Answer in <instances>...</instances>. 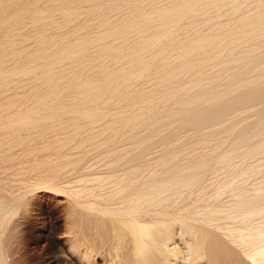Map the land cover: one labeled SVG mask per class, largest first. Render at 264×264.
<instances>
[{
	"label": "bare ground",
	"instance_id": "6f19581e",
	"mask_svg": "<svg viewBox=\"0 0 264 264\" xmlns=\"http://www.w3.org/2000/svg\"><path fill=\"white\" fill-rule=\"evenodd\" d=\"M191 30L194 32L189 33ZM251 102L256 107L264 102V0H0L1 152L9 151L11 147L24 141L28 140V143L33 135L35 137L44 131L67 128L70 132H77L85 124L91 128L99 126L97 129L102 131L99 135L106 133L107 136L102 141L100 137L104 136H99L100 145L128 128L134 132L131 135L135 136L134 140L131 139L133 146L142 143L145 145L146 141L151 142L156 138L168 140L167 137L172 136V133L175 136L169 137L172 141L169 140L171 142L168 143L172 146L160 151L154 161L148 164L150 167L146 165L149 168L147 173H161V176L154 178L147 174L145 178H139L142 176H138L141 173H137L139 166L137 167L134 157L128 162L127 171L124 170L117 177H107L105 181L111 182L108 181L114 196L124 193L120 209L106 210V207L103 209L100 207L102 204L98 205L96 202L88 204L92 212H99L114 220H111L114 224L110 228L113 233L122 236L121 238L128 237L134 264H170V261L174 263L177 258L187 259L186 264H264V222L238 227L241 223L238 224L237 221V227H231L225 236L222 235L223 231L221 233L217 227L211 226L217 220L245 221L264 212L262 196L259 198L262 201L258 200L260 204L254 203L262 191L258 188L263 187H253H257L258 191L255 189L257 197L254 200L250 198L251 190L245 191L248 187L237 184V178L244 174V180L250 176L246 173L251 171L250 162L246 160L248 158L242 155H249L247 152H252L253 147V150L258 146L264 149V145L258 143L262 140L264 143V136H260L261 132L257 133L259 128L254 130L257 129L254 123L257 126L264 122L263 115L261 117L258 113V118L262 121L257 122L259 119L256 121L251 115L258 110L251 114L255 107L249 109L247 107L250 104H247L244 109L249 110L248 115L251 119L254 118V122L246 124L245 121L243 124L242 121L247 117L243 116L246 111L241 108L244 107L243 104ZM236 106L244 112L243 119L239 114L241 112L236 113L241 118L237 115L233 117L236 121L228 119V110L235 116ZM222 111H226V116H220ZM218 114L221 121L224 118L225 123L226 119L235 121H227L231 123L226 124V129L223 128L225 135H221L222 138L219 131L213 134L209 132L213 131L212 127L215 129ZM250 118L248 121H251ZM220 120L218 123L221 124ZM222 127L216 129L220 130ZM204 129L205 133L209 132L206 133L208 137L204 133L201 139L205 138L204 143L207 145L212 142V154L206 153V156L197 159L191 157L194 160L188 158L189 161L183 159V140H193L199 132L202 131L203 134ZM252 130L257 134L256 138ZM195 131L198 132L196 136ZM215 133L220 138L217 141L210 138V134L214 136ZM248 138L253 140L252 143L245 141L249 146L245 142L244 145L251 150L240 154L241 158L244 157L241 159L242 167L245 168L249 162V172L247 169L244 173L243 168H238L241 160H237L242 149L240 146ZM229 141L240 147L237 152L232 153H238V156L235 155L236 161L235 157L232 158L233 151L229 149L231 145H228L227 150L224 149ZM187 142L185 145L191 144V141ZM201 143L204 148L207 146ZM45 144L44 147H41L43 144L40 147L29 145L30 147L25 146L22 151L19 150L24 154L43 152L47 149ZM246 147L244 149L247 150ZM258 148L259 152L261 148ZM188 150L189 147L186 151ZM138 153L140 151L136 156ZM254 153L255 151L252 152ZM248 157L251 158V153ZM35 161L37 164L38 161ZM68 161L71 162L72 159ZM46 162L45 158H40L38 166L42 167ZM225 163L228 166L224 167ZM214 167L224 170H220L223 173L227 170L225 174L217 173L228 177L226 180L221 177L223 189L219 188V184L218 193L223 192L224 188L227 191L236 182L234 186L238 190H233L235 193L234 197L232 194V201L228 202L229 206L224 208L222 204H218L224 208L220 209L215 205H208L206 210L203 209L207 213L204 212V216L201 214L197 221H193L195 219L191 215L194 209L191 214L184 211L176 217L174 228L169 227L168 207L183 198L186 187L194 190L195 184H199L206 171L210 172L211 168V171H219ZM234 167L238 170L233 174ZM51 179L48 176L39 177L34 182L33 189L21 201L11 205L9 213L24 209L30 201L29 194L40 187L49 188L56 194H65L75 205L82 193L93 188L88 180L77 185L62 186ZM104 183L98 182L94 187L105 185ZM237 186L243 187L244 191ZM189 190L187 194L192 192ZM40 191L45 192L43 188ZM252 193L254 196V192ZM261 195L264 196V193ZM248 198L254 200V204ZM247 201L254 206L248 205ZM245 205L247 210L241 211L246 209ZM3 211L0 210V213ZM138 211L145 216H139ZM218 223L216 225H220ZM3 228L1 225L0 233ZM236 232L239 233L235 234ZM118 236L119 240H123ZM177 236L185 243L187 258L179 244L170 245L171 239ZM56 237L51 240L64 247L62 240ZM1 242L0 240V251L3 249ZM123 244L125 246L124 242ZM119 246L120 252L124 246ZM82 255L92 263L88 251ZM0 264H10V261H0Z\"/></svg>",
	"mask_w": 264,
	"mask_h": 264
},
{
	"label": "rangeland",
	"instance_id": "374dc122",
	"mask_svg": "<svg viewBox=\"0 0 264 264\" xmlns=\"http://www.w3.org/2000/svg\"><path fill=\"white\" fill-rule=\"evenodd\" d=\"M193 32H194V30H191L189 33H193ZM263 103L264 102L259 103V104L262 105ZM247 104H250V106H251V105H253V102L243 104L244 107L241 109L244 110V112L246 111L245 113L240 109V107H238V106H236L235 108L233 107L234 109H236L235 116H234V114L232 115V113H230L231 111L229 109L228 110L229 113H227V115L230 114L229 117L227 116L228 119H234L236 121V118H233V117H236V115H237L236 113H239V112L242 113V114L239 113L241 115V117H242L243 113H244L243 116L247 117V119H243V117L241 118L240 115L239 116L237 115L239 118H241V120L243 119L242 120L244 122L243 124H245V121H247L246 124L249 122L251 123L254 118L256 120L258 117L260 118L261 115H263V118H264V114H262V113H264V104L262 105L263 107L260 106L259 104H257V107L253 105V106H251V108ZM254 104H256V103H254ZM245 106L249 109H253V107H255V110H252V111L250 110L251 114H252V112L258 110V112L253 113L251 115L254 117V118L252 117L253 119H251L248 115L249 110L244 109ZM234 109H232V110H234ZM225 112L226 111L220 112L219 113V114H221L220 116H226ZM222 113H225V114H222ZM258 113L260 116L258 115ZM219 114L217 116L219 118H216L217 124H216L215 129L223 126L222 129H220V130L216 129L215 130L212 127L211 129L213 131H209L210 129L207 128V126H206V128H207L206 130L209 132H212V134L214 132L218 133L217 131H219L221 134L220 135L218 134V135L220 136V138H222L221 135L224 134L223 128L228 126V125L226 126V124L230 125L231 122L227 123V121H232V120L226 119V123H225V120L223 117H221V119L223 118L222 121L220 120ZM255 114H257V117L255 116ZM248 117L251 119V121L250 120L248 121V119H249ZM239 118H237V119H239ZM218 119L221 121V124L218 123V121H219ZM234 120L232 122H235ZM223 121H224V125H222ZM260 121H262V120L259 119L257 122H260ZM255 124L256 123H254V126L257 127V129H254V128L253 129L255 131H257L259 128V131H257V133L259 134V132H261L260 136H261V134L264 136V122L262 121V125H261V123L257 124V126ZM217 125H219V127ZM258 125H261V126L258 127ZM97 127H99V126H96V127L94 126V127H92L94 129H92L90 127V125L88 126V124L87 125L85 124L82 127L83 130L77 129V132H74L75 131L74 129H73L74 131L70 132V129H67V128L56 129L57 131L56 130H50L51 132L50 131H44V132L39 133L37 135L35 134L36 135L35 137L33 135L32 139H31L32 141L29 139L28 143H26L28 141L27 140V141H24L23 143H21L20 145L19 144L15 145V147L14 148L11 147L9 149V151L5 150L4 152H6V153L0 151L1 152L0 153V210L1 211L4 210L2 212V214L0 213V226L1 225L4 226V228L2 229V231L0 233V240L2 241L1 243H3V245H2L3 249L2 250L5 249V251H2V250L0 251V254L2 253L0 256V261L4 262L5 260H9L10 264L11 263L12 264H134L133 259L130 255V251H129L130 247H129L128 237L125 238L123 236V238H121L122 236H118L116 233H113L112 229H110V228L113 227L114 223L112 221H114V220L111 217L108 218L107 216L105 217V216L99 214V212L98 213L92 212L89 209L91 206H88V204H90V203L93 204L96 202L98 205L102 204V205H100L101 208L104 209V207H106L105 208L106 210H112V209L118 210V209H120L123 206V200L122 199L125 197L124 193H122V194L117 193L118 197L114 196V193H112V191H113L112 186L110 187L111 184H109L111 182L109 180H108L109 183H108V181L107 182L105 181L107 179V177L108 178L117 177V176H120L122 173H124V170L127 171L126 168L129 167L128 162L131 160V158H134V157L136 159L135 162H136L137 167L139 166L137 168V171H138L137 173L142 174V175L137 174L138 176H142L139 178H145L147 176V174L152 175L150 172L147 173V171H149V168L147 166H149V167L151 166L148 164H150L154 161L155 157H157V155L159 154L160 151H162L163 149L165 150V147H166V149L168 148L169 143L172 141L171 138H173V137L175 138V136H173V133H172L173 137L169 135V137H171V138L167 137L168 140L161 139V138H156V139L154 138L155 140H152L151 142L146 141L145 145H144V143H142L141 145L139 144L140 147H139V145L133 146L131 139L134 140L133 138L135 136L131 137V135H134L133 134L134 132L132 131V129H131V131L128 130L129 129L128 128V129H125L124 131L120 132L121 134L120 133H118V135L116 134L117 135L116 138H115V136H116L115 135L114 137H112V139L111 138L108 139L107 143H103V144L101 143V145H100V140L102 141L103 138H105V136H107V135H105L106 133L103 135H99L101 129H99L100 127L97 129ZM90 129H92V130L90 131ZM224 129H226V128H224ZM178 130H176V131H178ZM254 130H252L253 133L255 132ZM207 131H206V133H209ZM222 131H223V133H222ZM45 132H46V135H45ZM195 133H196V131H195ZM195 133H194V135L196 136L198 132L196 134ZM204 133H205V129L203 131V134H202V131L198 133L197 136H200V138H199L200 140L197 139L198 138L197 136L194 137V139L197 141H195L193 138H191L194 140V142H193L194 145L192 144L193 140H187V139L183 140L186 143H188L187 141H191L189 143H191L192 146H194V147H192L191 144H189L190 146L188 144H186L190 149L187 152L186 150L188 149V147L185 145V142H184V144H183L184 146L182 145V147H183V149L185 147V149L183 150L185 152H183L181 154L183 159L186 160L189 158L191 160L192 158L195 159V157L197 159L199 157L206 156L205 155L206 153L208 155L211 152L210 151L211 150L210 144H212V142H210V144L207 145L206 142L204 143L205 138L201 139V137L204 136ZM216 133L214 134V136L212 134H210V138L211 137L214 138L213 141H215V140L217 141V139L219 138V136H217V137L215 136ZM119 134H120V136H119ZM192 134H191V136H194ZM49 135L50 136L52 135V136L50 137ZM174 135H177V134L174 133ZM254 135H255V133H254ZM254 135H253V137H254ZM256 135L254 138H256ZM56 136H57V138H56ZM63 136H64V138H63ZM99 136H104V137H100L101 138L100 139ZM121 136H122V138H121ZM206 136H207V134H206ZM263 136H261V137H263ZM259 137L257 136V138H259ZM34 138H35V141L38 143H36L34 141ZM260 138H259V140L264 139V137L262 139H260ZM57 139H58V141H56ZM128 139H130V140H128ZM249 139L250 138H248L247 140H243V143H242V141H240L243 144L242 146H240V147H242V149H240V147H237L236 144L234 146L235 142L232 144L230 141L225 145L224 149L227 150L228 145H231L229 148L230 150L233 151V152H231V154L237 152L240 149L243 153L241 151H239V154L238 153L232 154V156H233L232 158H234L235 155H237V154L239 155L240 158H238L237 161H239V159L241 160L242 158L244 159V157L248 158V159H246V158L245 159L250 162V164H249V162H248V164H249V166L251 165V169H250L251 174L246 173L247 175L249 174L250 176L247 177V175L245 174L246 175L245 177H247V178L246 179L244 178V180H242L243 179L242 175H244V174H242L240 176V177H242L241 179H240V177L237 178V184L241 185L243 187L250 188V189L246 188L247 190L245 189V191L249 192V190H251L250 191V193L252 194V195L250 194L251 196H253L252 192H254V196L253 197L250 196L251 199H254L256 196L255 195L256 194L255 189L257 191V187H255V188H253V187L254 186H258V187L261 186L264 189V149H262L261 146H258L261 148V150L258 152L259 148L257 147L255 150H253V148H254L253 147L252 152L255 151L254 154H252L251 151L249 153L247 152V154H249V155L251 153V158L248 157L249 155H247V156L242 155L244 157L241 158L240 154H245L246 151L251 150V148L248 149V147H246L244 145L246 143L245 141H248V142L250 141L249 143H252L253 140L251 141V139L250 140ZM62 140H65V141L62 142ZM164 140H166V141L164 142ZM169 140H171V141H169ZM210 140H212V139H210ZM55 141H56V143H54ZM59 141L61 143H59ZM199 141L203 142L207 146H205V148H204L202 146L203 144ZM98 142H99V144H98ZM147 142H149V143L147 144ZM166 142H167V144H166ZM262 142H263V140L261 142H258V143L259 144L261 143V145L262 144L264 145V143H262ZM45 143H47V145ZM199 143H200V145L202 144L201 147H203V148L199 147L200 145L198 146ZM247 143H246V145H247ZM249 143L247 146H249ZM23 144H24V147H23ZM40 144H43V145H41V147H44V144H45V146H47V149L44 150L45 152L44 151L38 152V153L33 152V154L32 153H28V154L25 153L24 154V153L20 152V150L22 151V149L25 148V146L26 147H30V146L31 147L32 146L40 147ZM48 144H50L52 147L50 145L48 146ZM57 144H60V145H57ZM53 145H54V147H53ZM113 145H114V147H113ZM165 145H167V146H165ZM17 146H18V148H16ZM19 146H21V148ZM108 146H110V147H108ZM171 146H169V147H171ZM136 147H137V149H136ZM176 147H177V145H176ZM182 147H180V148H182ZM206 147H207V149L209 147V149H208L209 151L206 149ZM245 147L247 148V150L244 149ZM193 148H194L195 152H193L194 151ZM136 151L137 152L140 151V153H138L137 156H136V154H137ZM189 151H191V152H189ZM11 153H12V155H11ZM21 153L24 155H22ZM43 153H45L44 155H46V156H44ZM184 153H185V156H184ZM190 153H193V154H190ZM36 154L39 156H37ZM210 154H212V153H210ZM213 154H214V152H213ZM29 155H31V157ZM131 155L132 156L135 155V156L132 157ZM42 156H44V157H42ZM237 156L235 157V161H236ZM70 157H72V158H70ZM40 158L41 159L45 158V160H47V162L44 163L42 165V167L39 165L40 166V168H39L38 163L40 161ZM62 159H64V160H62ZM68 159H72L73 164L71 163L72 161L69 162L70 160L68 161ZM189 159L187 161H189ZM194 159H192V160H194ZM26 160H28V161L26 162ZM35 160L38 161L37 164H36ZM242 160L239 161V162H241V165L239 164L238 168H241V169L243 168L244 170L243 169L242 170L245 173L248 169L247 168L248 164H246V166H245L244 165L245 162L243 161L244 162L243 166H245V168L242 167ZM66 161H68L72 165H69L68 162H67L68 163L67 164ZM247 161H246V163H247ZM32 165H33V167H31ZM226 166H228V163H227V165L225 163L224 167H226ZM56 167H57V169H56ZM141 168H142V170H141ZM146 168H148V169H146ZM214 168L218 169V167H214ZM219 168H221V167L219 166ZM221 169H218L219 171H216L214 169L213 170L214 172H213V171H211L212 170V168H211V170H209L210 172L206 171V173L203 174V177L200 176L203 179L201 178L200 182H198L199 184H195L196 188H193L194 190H191L190 187H188V188L186 187L188 190L190 189L192 191L191 192L189 190L191 193L187 194L188 190L185 188L184 196H186V197L184 198V196H183V198H181L176 203L171 205L170 208L168 207V209H169L168 217L169 218L167 220V224L169 225V227L174 228L173 226H175V225H173V224H175L176 217L180 216V214L182 215L184 211H185V213L187 211L188 213L190 212L189 214H191V211L194 209V212L195 211L196 212L194 213L192 211L191 215L194 216L193 218L195 220H193V221H197L201 218L202 215L204 216L205 213H207L203 209L205 208V210H206V206H208V205H210V206L213 205V207L215 205V207L217 206V208H220V209H224L226 206L227 207L229 206L228 202L232 201V199H231L232 194L234 197L235 192L233 193V190L237 189V188H235L236 186H234V184L236 182H234L233 185L229 186V188L230 187L233 188V186H234L232 191H230L231 188L230 189L228 188L227 191L225 190L227 188H224L223 192L219 191L220 193H218L217 186L219 184L221 186V184H223V180H226V178H228L225 175H224L225 178L222 177L223 175H219V174L223 173V172H220ZM233 169H235V167ZM233 169H232V171L234 174V172L238 169H235V170H233ZM241 169H239V170H241ZM161 171L163 172V175H164V171L163 170H161ZM221 171H224V170H221ZM232 171L230 173H232ZM145 172H146V174H145ZM158 172L159 171H157V173ZM226 172H227V170H226ZM248 172H249V169H248ZM217 173H219V174H217ZM225 173H223V174H225ZM230 173L228 171L227 175H229ZM153 174L154 175H152V176L149 175V176L155 178L158 175L159 176L162 175L161 173H160L161 175L156 174V172ZM49 175H50V177H49ZM45 176H48V178H50V179L52 178L51 180L54 183H57V182L61 183L62 186L66 185V184L77 185L78 183H81L82 181L86 182L85 180H88V182H90L89 184H91V187L93 186V188H90L92 190H90V191L88 190L89 192L87 191V193L85 192V194H83V193H82V195L80 194L81 196L78 197V198H80V200L78 199L79 201L76 202V205H77L76 206L75 203H73L71 200H69L70 197L68 198V196H66L65 194H63V193L56 194L55 192H53V190H51L49 188L40 187V188H37L38 190L36 189L32 193L29 194L30 201L26 205L27 208L25 207L24 209L15 211L13 214L9 213V211L11 210L10 208L13 206V204L15 202H18L19 200L21 201L22 197L24 195L28 194L29 191L31 190V188L33 189L34 182H36L39 177L41 178V177H45ZM221 177L223 178L222 181L220 180V179H222ZM87 178H89V179H87ZM99 179H100V181H99ZM199 179L200 178H198V181H199ZM239 179H240V181H239ZM103 180L106 183H104ZM97 181L100 184L103 182L105 185H97L94 187V185L98 184ZM196 182H197V180H196ZM59 183H57V184H59ZM106 184H109V186ZM249 185L252 187V189L254 191L251 189V187ZM220 186H219V188H221V190H222L223 188H222V186L221 187ZM193 187H194V184H193ZM240 187H238V188H240ZM243 187H241L242 188L241 191H244ZM41 188H43V190H45L44 193H42L40 191ZM258 189H259V191L262 190V191H260L262 194L264 193L263 189H260V187ZM224 191H226V192H224ZM260 192H259L260 195H258L259 197H258V199L256 198L257 200L255 202H254L255 199L252 201V200H250V198H248L247 200L251 201L252 203L254 202L256 205H258L256 202H258V200H259V198H261V196H262V199L264 200V196L261 195ZM111 194H113V197ZM115 195H116V193H115ZM248 196H249V194H248ZM81 199L83 200L82 202H81ZM262 199H261V201H262ZM92 200H93V202H92ZM260 202H258V203L260 204ZM247 203H248V201H247ZM261 203L263 204L264 201H262ZM218 204L219 205L222 204V206L223 207L225 206V207L223 208L222 206H219ZM250 204L248 203V205H250ZM83 205H86V206H83ZM246 205L244 207H246ZM6 206H7V208H6ZM109 206L111 207L110 209H109ZM250 206L253 207L254 205L251 204ZM250 206L248 207V209L250 208ZM180 207H182V208H180ZM207 208H209L208 210H210V207H207ZM217 208H215V209H217ZM139 209L141 210V208H139ZM189 209H190V211H189ZM246 210H247V207L244 210L241 209V211H246ZM180 211H182V212L180 213ZM241 211L239 210L238 212H241ZM140 213H142V212L140 211L138 213L139 216L140 215L145 216L143 213L142 214H140ZM5 214H7V215L5 216ZM252 217H253V219H251ZM249 219H250V221L248 222ZM99 220L100 221L102 220V221L100 222ZM233 220H217V221H219V223L216 221L213 224H211V226L213 225L214 228L217 227L216 229L219 230L221 233L223 231L222 235L225 236V234L228 232V230L231 227H237V226L238 227H245V225L249 226L251 223L255 224L258 222L260 224V222H264V212L263 213L261 212V214H258V215L256 214L255 217L253 215V216L249 217L248 220L245 219V221L244 220H242V221L234 220L236 222V223H234ZM237 221H239V223ZM242 222H245V223H242ZM216 223H218L220 225H216ZM237 223L238 224L241 223V226H239V225L236 226ZM254 224H251V225H254ZM259 224H257V225H259ZM225 230H226V232H225ZM237 233H239V232H236L235 234H237ZM48 234L51 236H49ZM117 236L123 240H119V238H117ZM52 237H54V238L56 237L60 241L62 240V243H64L65 246L63 247L60 244L53 242L51 240ZM177 237L173 238L175 240L171 239L170 245L174 246L175 243L179 244V246L182 247L184 255H186V258H187L188 253H187V248L185 246V243L182 242L183 239L180 240L181 238H179V237L177 238ZM124 239H125V241L128 240V243H126L127 241L125 242ZM117 241H119L118 244H117ZM120 242L122 244H120ZM123 242L125 243V246H124ZM5 243H6L7 247H5ZM119 245H122L121 247L124 246L123 247L124 249L122 248V250L120 252H119V250H120ZM125 250H127L128 253ZM87 251H88V253H90L92 263L89 260L85 259L82 255V254H85ZM185 260L187 261V259H185ZM185 260H183V258H177V260L174 261V263H172L173 261L172 262L170 261V264H179V263L180 264H186Z\"/></svg>",
	"mask_w": 264,
	"mask_h": 264
}]
</instances>
